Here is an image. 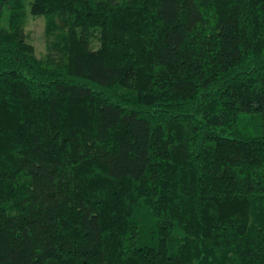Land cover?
Returning <instances> with one entry per match:
<instances>
[{
    "label": "trees",
    "instance_id": "trees-1",
    "mask_svg": "<svg viewBox=\"0 0 264 264\" xmlns=\"http://www.w3.org/2000/svg\"><path fill=\"white\" fill-rule=\"evenodd\" d=\"M0 264H264V0H0Z\"/></svg>",
    "mask_w": 264,
    "mask_h": 264
},
{
    "label": "rangeland",
    "instance_id": "rangeland-1",
    "mask_svg": "<svg viewBox=\"0 0 264 264\" xmlns=\"http://www.w3.org/2000/svg\"><path fill=\"white\" fill-rule=\"evenodd\" d=\"M47 19L44 17H31L27 25L29 41L36 47L38 55L46 51ZM94 47H98L96 41ZM239 129L248 135L262 134V118L258 115H242Z\"/></svg>",
    "mask_w": 264,
    "mask_h": 264
}]
</instances>
